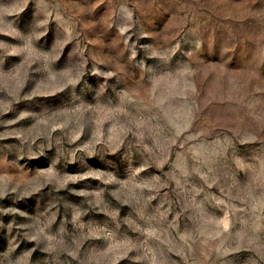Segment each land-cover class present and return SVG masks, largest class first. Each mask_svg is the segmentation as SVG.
<instances>
[{
  "label": "rangeland",
  "instance_id": "374dc122",
  "mask_svg": "<svg viewBox=\"0 0 264 264\" xmlns=\"http://www.w3.org/2000/svg\"><path fill=\"white\" fill-rule=\"evenodd\" d=\"M0 264H264V0H0Z\"/></svg>",
  "mask_w": 264,
  "mask_h": 264
}]
</instances>
